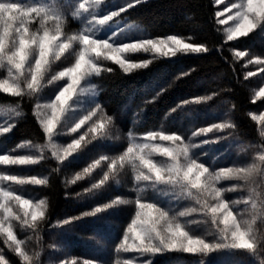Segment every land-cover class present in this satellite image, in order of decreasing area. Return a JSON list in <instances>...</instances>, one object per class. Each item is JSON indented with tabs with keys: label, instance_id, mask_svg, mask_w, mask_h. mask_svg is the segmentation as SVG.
I'll list each match as a JSON object with an SVG mask.
<instances>
[{
	"label": "trees",
	"instance_id": "obj_1",
	"mask_svg": "<svg viewBox=\"0 0 264 264\" xmlns=\"http://www.w3.org/2000/svg\"><path fill=\"white\" fill-rule=\"evenodd\" d=\"M61 16L64 34L80 32L81 23L70 11ZM120 18L137 24L151 38L176 35L194 45L207 46L209 51L152 58L146 68L130 72H124L114 62L105 63L93 82L97 91L96 105L100 108L97 115L112 118L106 134L98 132L92 139L94 134L87 133L77 155L63 164L44 157L32 168L15 169L14 173H25L27 178H47L45 185L28 186L38 199L46 201L43 219L36 222L35 228L23 223L15 227L31 257V264H70L72 260L76 264L85 261L117 264L125 256L120 245L135 216L137 197L143 202L165 203L168 207V199L160 203L156 192L145 188L143 181L136 184L130 166L118 176L110 175L101 188L86 191L107 171V160H101L90 175L76 183L70 182L100 157L115 158L123 154L131 137L150 131L181 135L187 145H197L192 147L194 158L211 169L233 166L239 158H243L246 165L245 161L251 160L252 154L264 152L262 128L252 119L253 114L264 110V98L253 99L255 90L264 80V64L256 62L264 61V24L247 36L228 41L217 18L215 0H140L124 10ZM33 23L30 28L35 30L39 23L36 27ZM53 25V21L48 22L49 28ZM238 51L246 54L237 57ZM73 58L71 52L64 54L53 62L51 70L67 66ZM0 72H4L3 68ZM52 88L55 86L50 85L45 92ZM202 97L211 98L194 102ZM40 98V94L16 97L0 92V108L14 107L20 113L10 123L11 130L1 135L0 154L19 150L22 147L17 146L22 142L45 144L47 137L35 114ZM217 122H230L234 127L193 135ZM202 141L212 142L205 145ZM6 170L0 168V172ZM140 187L144 188L143 192L135 190ZM116 198L125 202L104 207ZM97 207L102 210L95 215H84ZM193 208L200 209V206L185 199L176 209ZM199 209L181 216L182 220L196 222L195 234L216 242L218 235L208 233L212 232L209 226L213 222ZM254 226L259 242L255 253L231 248L207 254L169 251L158 255L151 264H264V219L256 220ZM0 256L4 264H25L3 233H0Z\"/></svg>",
	"mask_w": 264,
	"mask_h": 264
},
{
	"label": "snow or ice",
	"instance_id": "obj_2",
	"mask_svg": "<svg viewBox=\"0 0 264 264\" xmlns=\"http://www.w3.org/2000/svg\"><path fill=\"white\" fill-rule=\"evenodd\" d=\"M99 2L100 0H95V3L98 4ZM139 2L140 0H132V3L119 11H124ZM232 8H235L236 12L228 19L235 21V24L227 29L226 39L228 41L247 36L254 28L264 24V0H240V3L233 4ZM78 9L88 11L84 3H79ZM119 11H113L97 23L100 25L105 24L107 20L119 15ZM74 14L78 15L79 11ZM222 15H224L223 12L217 13V16ZM34 21L39 22V27L32 30L30 24ZM49 21L54 22L52 28L48 27ZM62 21L63 17L60 12L46 4L26 6L19 0L0 2V68H6L8 77L7 79H0V92L16 97L26 94L34 95L42 90L46 78L49 80H67L66 86L58 89L57 94L50 102L44 104L38 102L35 105V114L47 137L46 145H32L31 142H22L17 146L24 147L28 145L39 155L11 156L0 154V165L27 166L36 164L44 158L45 149L51 152V156L59 164H63L64 161L81 149L82 141L85 140L87 133L94 134L92 139L96 138L95 134L98 132L106 134L112 118L107 117L105 119L103 115L97 116L100 108L96 105L93 109L80 115L69 128L71 133H76L82 127L88 125L85 133L73 138L66 145L54 142V134H57V129L72 110V102L81 83L90 76L100 74L101 68L97 61L101 58L112 61L118 64L124 72H129L136 68H146L152 60L130 62L125 56V53L128 52L151 53L153 58H157L161 56L175 57L178 53L209 51L207 46L194 45L191 42H186L185 38L176 35H169L164 38L149 37L135 43H123L117 46L115 42H109L107 38H95L88 33L87 29L79 34L65 35L62 31ZM223 23H227V20ZM75 45L79 46L78 51H75ZM70 52L75 57L74 63L48 77L52 62L59 60L65 53ZM245 54V52L238 51L236 56L242 57ZM256 62L264 64V61L258 60ZM108 70L110 71V69ZM254 74L248 73L247 75ZM257 95L264 97V89H261ZM210 98L202 97L195 99L194 102L198 103L200 100ZM42 109L44 111H41ZM16 115L18 116L20 113L16 112ZM93 117H96V119H93ZM252 119L264 123V115L252 116ZM12 126L4 127L0 131L8 132ZM233 127L234 125L230 122H217L209 127L199 129L193 135H206L214 129L224 131ZM218 139H222V137ZM143 140V143H131L123 154L115 158L100 157L85 167L83 173L76 174L70 182L76 183V181L83 179L85 175H90L93 170L100 166L101 160H107V171H104L102 178L98 182H94L91 188L86 189V191L99 189L109 180L110 175L113 177L118 176L125 167L130 166L136 184L143 181L153 187L163 185L173 192L193 198L200 205L199 210L210 216L212 222L216 224L218 240L209 242L200 236L191 235L175 215H170L168 210H165L156 202H143L138 196L135 200V216L127 227L120 249L124 252H138L141 254H156L166 250L207 254L221 248L245 249L251 253L257 251L259 242L253 229L255 220L243 218L238 220V214H234L229 207V203L222 198L223 190L216 187V183L221 178L250 181L259 171L255 163L250 166L228 167L210 172L204 163L197 162L196 159L190 156L189 145L183 144L181 135L150 131L145 134ZM157 140L167 141L169 145L153 143ZM210 142L212 141H202L201 143ZM154 155L167 158V162H156L152 158ZM258 159L261 163H264V155H260ZM58 170L56 169V171ZM0 181H11L15 184H47L46 177L20 178L16 175H0ZM135 190L143 192L144 188L140 187ZM253 195H255V191H253ZM211 201L216 203L212 204ZM124 202V200L116 198L104 207H112L114 204ZM249 202L245 201V203ZM14 206H18L22 210L23 216L14 213ZM251 207L253 214H255L256 203L251 202ZM101 210L100 207H97L91 212L84 213V215H95ZM196 210L193 208L189 209L188 212ZM45 211V200L34 202L30 198H22L10 189L0 188V215L3 217V219H0V233H4L7 240L15 245L14 250L25 264H31V257L21 248L23 242L14 235L11 225L6 227L4 221L9 219L21 220L23 224L35 228L37 220L43 219ZM188 212L182 211L178 215L184 216ZM67 222L66 220L65 223ZM0 264H4L2 256H0ZM65 264H69V262H65ZM70 264H76V261L72 260ZM84 264H89V262L85 261ZM122 264H134V261L124 260Z\"/></svg>",
	"mask_w": 264,
	"mask_h": 264
},
{
	"label": "rangeland",
	"instance_id": "obj_3",
	"mask_svg": "<svg viewBox=\"0 0 264 264\" xmlns=\"http://www.w3.org/2000/svg\"><path fill=\"white\" fill-rule=\"evenodd\" d=\"M0 2H7V0H0ZM26 6H37L39 4H46L49 7H53L56 10L62 13H66V11H70V14L75 17L78 21L81 23V30L79 33L83 32L85 29L88 30V33L93 35L95 38H107L109 42H115L117 46L122 45L123 43H135L138 42L141 39L149 38V36L146 34L143 28L139 27L135 23L128 22L127 20L120 18V15L123 11H119L122 8H125L126 5H128L130 0H100V2L97 4L95 3V0H27L25 2L19 1ZM217 5V13L223 12L224 15L217 16L218 21L221 25V28L223 30V33L225 35V38L227 37V29L231 26H234L235 21L228 19L232 15L235 14L236 9L232 8L233 4L240 3V0H215ZM79 3H84L85 6L88 8V11L85 12L83 10L78 9ZM127 9V8H126ZM231 9V11H229ZM79 11V14L76 15L74 13H77ZM113 11H119V15L112 17V19L107 20L105 24L100 25L97 23V21L104 19L106 16L110 15ZM227 20V23H223V21ZM38 21H34V27L38 24ZM260 26V25H259ZM259 26L254 28L252 31L257 29ZM252 31H250L248 34H250ZM77 33V34H79ZM66 35V34H65ZM72 35V34H68ZM227 40V39H226ZM186 41V40H185ZM187 42V41H186ZM75 51L79 50V46H74ZM202 53V52H201ZM66 54V53H65ZM178 54H185V53H178ZM177 54V55H178ZM192 54V53H187ZM74 56V55H73ZM125 56L130 62H141L144 60L152 59L151 53H144V52H128L125 53ZM162 57V56H161ZM167 58H174V57H167ZM75 57L72 59V61L65 67L59 69V70H51L48 73V77H51L52 75L58 73L61 70H64L65 68L71 66L72 63H74ZM54 62V61H53ZM52 62V64H53ZM112 62L109 60H104L101 58L97 61L98 65L100 66L101 70L103 69L105 63ZM52 66V65H51ZM4 72L6 68H3ZM134 70V69H133ZM132 71V70H131ZM0 72V79H7V71ZM130 72V71H129ZM4 74V75H3ZM93 76H90L87 80L83 81L81 83L80 88L77 90V95L74 97V100L72 102V110L69 112L68 117L66 120L62 121L61 126L57 129V134H54V142L60 145H66L67 143L71 142L73 138L79 137L81 135V131L83 128L88 127V125H85L82 127L78 132L71 133L69 131V128L71 124L80 116L86 113L87 111L93 109L94 106H96V100H97V91L93 82ZM67 80H49L46 78L45 83L42 85V90L37 93L41 95V98L38 100L39 103L44 104L50 102L55 94H57L58 89H60L62 86H66ZM50 85L55 86V88H52L51 90H46L47 87ZM261 89H264V80L260 87H258L254 92V101H259L260 99L264 98L262 96H258L257 94L261 91ZM37 102V103H38ZM14 110V111H13ZM41 111H44L43 109ZM16 112H18L17 109H14V107H7V108H0V130L3 129V127H7L8 124L5 123H12L18 116L16 115ZM264 115V110L257 112L253 114V116H260ZM98 116V115H97ZM38 118V117H37ZM93 119H96V117H93ZM259 125L262 128V132L264 135V123H261L260 121L256 120ZM91 123V122H89ZM11 125V124H10ZM215 130V129H214ZM213 130V131H214ZM4 132L0 131V138L1 135ZM145 135L139 136V137H131L129 140L130 146L131 143H143V137ZM183 141V140H182ZM47 140L45 142L46 145ZM153 143H158L162 145H169V142L167 141H154ZM183 144H186L183 142ZM207 143H205L206 145ZM187 145V144H186ZM195 146H192L193 148ZM191 146H189V154L190 156L194 158L193 153L194 149ZM22 149V150H21ZM127 150V148H126ZM125 150V151H126ZM79 151V150H78ZM78 151L73 154V156L77 155ZM11 156H20V155H39V153L35 152L32 148H30L28 145L19 148V150L6 153ZM260 155H264V152H256L255 154L251 155V160H247L245 162L246 165H243V158H239L235 160V163L233 166L230 167H241V166H250L253 163H255L259 169L257 174L253 176V178L248 181H242V180H236V179H224L221 178L217 183L216 187L222 189V198L229 203V207L233 210L234 214L237 215V219L240 220L248 219L252 220L254 219H264V163H261L258 159ZM71 156L70 158H72ZM44 157H52L51 152H49L47 149H45ZM53 158V157H52ZM69 158V159H70ZM156 162L159 163H166L167 158L161 157L159 155H154L152 157ZM55 159V158H54ZM198 162V161H197ZM37 164V163H36ZM35 166L33 165H27V166H18V165H0V168L7 169L5 172H0V175H10V173H14L15 169H28ZM209 168V167H208ZM228 168V167H226ZM221 169L225 168H215L211 169L209 168L210 172L213 171H219ZM10 173H9V172ZM12 175V174H11ZM14 175L20 177V178H27L25 176V173H22L21 175L14 173ZM39 178V177H37ZM145 188L152 189V191H155L157 194V197L159 198L160 203L163 200H166L168 207H165L166 204H160L162 207L165 208V210H168L170 212V215H175L176 218L179 220V222L184 225L185 230H187L191 235H196L195 231L197 230L196 222L191 221H183L181 216L178 214L180 212H188L189 209L185 210H177L176 208L179 207L180 204L184 203V200L187 199L189 201H194L195 204L196 201L183 194H179L177 192H173L167 188V186L163 185H157L155 187L151 186L147 182H143ZM31 183H24V184H15L11 181H0V188L4 189H10L15 194L20 195L22 198H30L34 202H39L40 199H38L32 192V190L28 187ZM34 185V184H31ZM34 186H40V185H34ZM253 191H255V195H253ZM245 201H250L249 203H245ZM251 202H255L257 205V209L255 214H253V210L251 207ZM212 204H215V201H211ZM165 205V206H164ZM199 205V204H198ZM195 206V205H194ZM200 206V205H199ZM199 208H197L198 210ZM14 213L17 215L23 216L22 210L18 206H14L13 208ZM194 212V211H191ZM202 212V211H200ZM189 213V212H188ZM203 213V212H202ZM212 222V219L210 216L206 217ZM0 219H3L2 215H0ZM30 220V218H29ZM40 219L37 220V222ZM5 226L11 225L12 231L14 235L17 237L18 235L15 231V227L22 224L21 220L16 219H9L4 221ZM255 224V223H254ZM253 224V229L255 231V226ZM25 225H23L22 228H24ZM223 227V225H221ZM193 228V230L189 229ZM209 229L212 232H208L210 235H218V229L216 224H212V226H209ZM213 233V234H212ZM3 235L6 237V235L3 233ZM204 238L206 241H210V237L206 238L205 236H200ZM21 241V240H20ZM12 248H15V245L8 240ZM123 242V241H122ZM21 248L25 250V247L23 244H21ZM122 250V249H121ZM123 251V250H122ZM169 251H178V250H166L163 252H159L156 254H141L138 252H124L125 256L120 259V261L117 264H122L124 260H133L134 264H150L152 261L158 256L163 253L169 252ZM27 252V251H26ZM30 256V255H29Z\"/></svg>",
	"mask_w": 264,
	"mask_h": 264
}]
</instances>
